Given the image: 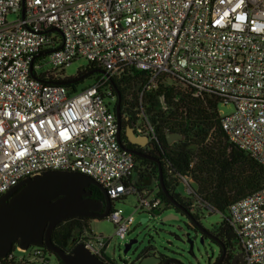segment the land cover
<instances>
[{"label": "built area", "instance_id": "2783aa9c", "mask_svg": "<svg viewBox=\"0 0 264 264\" xmlns=\"http://www.w3.org/2000/svg\"><path fill=\"white\" fill-rule=\"evenodd\" d=\"M79 60L94 69L92 84L80 91L66 87L75 82L58 84ZM131 70L143 74L139 100L163 84L232 105L219 116L227 142L264 167V0H0V197L36 174L63 170L106 191V219L120 241L133 217L115 202L133 195V213L161 212L158 179L131 152L158 144L153 125L145 116L131 124L144 147L125 130L118 141L112 80ZM164 170L183 198L199 200L191 175L165 160ZM227 217L231 252L242 264H264V186L232 202ZM76 243L114 264L110 238L84 231ZM51 256L43 246L15 244L0 264H50Z\"/></svg>", "mask_w": 264, "mask_h": 264}, {"label": "trees", "instance_id": "16d2710c", "mask_svg": "<svg viewBox=\"0 0 264 264\" xmlns=\"http://www.w3.org/2000/svg\"><path fill=\"white\" fill-rule=\"evenodd\" d=\"M90 71L94 69L88 66L85 73ZM94 75L95 73L89 76ZM74 78H67L61 82ZM82 80L66 87L75 89ZM142 82L143 74L135 70H131L129 74L119 79L112 80L114 92L120 102V115H125L126 118L121 122L123 140H126L125 128L131 127L135 120L133 109L136 107L134 102L138 98L133 91L135 88L139 91ZM144 97L146 106L143 113L153 125L158 141L152 151L145 154L154 158L156 162L135 156L136 162L141 166H151L157 179L160 167L162 181L170 197L169 200L159 189L158 195L164 203L163 210L171 207L183 213L189 221V226L200 234L203 242L207 239L218 248V256L213 264L218 262L222 253L223 256L218 264H232L235 254L230 250V239H226L230 232L227 208L232 202L264 186V167L227 142L220 128L217 97L193 98L175 88L163 86H159ZM166 133H178L182 139L168 145ZM127 146L131 148L129 143ZM164 160L168 161L177 173L192 176L197 185L199 198L195 203L206 204L212 211L221 214L222 221L215 233L212 234L203 229L196 216L189 213L191 203L189 199L175 192L177 182L166 178ZM88 190L91 199L103 201V195L96 187L90 186ZM88 221L91 219L70 218L57 224L51 235L52 242L63 250H70L73 234L77 232L80 235L87 230ZM58 264L62 263L58 261ZM168 264H173V261L170 260ZM177 264L180 263L177 262Z\"/></svg>", "mask_w": 264, "mask_h": 264}, {"label": "water", "instance_id": "95a60500", "mask_svg": "<svg viewBox=\"0 0 264 264\" xmlns=\"http://www.w3.org/2000/svg\"><path fill=\"white\" fill-rule=\"evenodd\" d=\"M90 71L73 80L59 82L60 85L70 84L84 79L93 74ZM119 99L115 106L117 136L120 142L121 115ZM125 136L127 140L137 147L146 145V138L135 137L130 127H126ZM168 145L180 141L182 136L178 133H166ZM150 146V145H149ZM152 148V146H150ZM136 157L155 161L152 157L143 152L131 151ZM158 184L160 190L170 200L164 187L160 167L158 168ZM90 186L96 187L103 195V201H95L90 198ZM111 209V201L106 191L86 175L63 170H49L36 174L19 182L16 186L6 191L0 197V259L6 257L13 245L26 250L29 246H43L62 264H104L97 257L92 255L81 243L74 244L70 250H63L56 246L51 235L55 226L70 218H89L91 220L106 219ZM177 216L167 215L162 221L176 220ZM148 219H140V223ZM188 236V234H187ZM233 237L232 232L226 236L229 240ZM131 240L124 246L123 253H127L132 243ZM186 242L192 247V241ZM203 244V239L200 238ZM149 255L142 256L143 253ZM223 256V253H222ZM219 258L218 264L222 258ZM169 259L165 263H169ZM160 255L152 249L145 248L132 262L121 261L120 264H160ZM232 264H242L241 254L233 257Z\"/></svg>", "mask_w": 264, "mask_h": 264}, {"label": "rangeland", "instance_id": "374dc122", "mask_svg": "<svg viewBox=\"0 0 264 264\" xmlns=\"http://www.w3.org/2000/svg\"><path fill=\"white\" fill-rule=\"evenodd\" d=\"M86 66L87 63L85 61H75L65 68L61 74L65 78L76 77L77 74L81 75L85 73ZM93 79L94 76L84 78L76 85V90L80 91L87 88L92 84ZM161 86L164 87L168 85L162 84ZM133 92H136L138 98V100L134 102V104H136V107L133 109L134 122L142 123L143 116H145L143 113L146 106L144 103L145 97L143 96V98L139 100L140 90L138 91L137 88H135ZM232 111L233 106L230 104L217 105V113L219 116L228 115ZM141 167H146V165L141 166L138 164V168ZM175 192L181 197L185 195L182 185L177 186ZM189 203H191L190 208H192L193 215L198 219L200 226L209 233H215L222 221L221 214L214 211L208 212L207 210L202 209L203 205L195 203L194 199H189ZM134 204L135 198L133 195H129L124 200L114 203L115 208L120 209L123 216L132 215L133 217L130 232L126 235L123 241H120L113 236L114 227L107 219L88 221V229L84 230L85 232L92 231L95 234H101L110 238V243L106 250V256L110 260H113L114 264H120L121 261L128 260L132 262L145 248L152 249L164 258L172 260L173 264H177V262L180 264L214 263L218 256V248L211 244L207 239L201 244L200 234L189 226V221L183 213L169 207L159 212L155 217H149L145 214L133 213ZM167 215L177 216V219L162 221V218ZM140 219H148V221L140 223ZM78 237V233L75 232L71 239V247L75 244ZM187 239L192 241L191 248L186 242ZM131 240H135L136 242L132 243L130 249L124 254V246ZM50 264H58V261L54 256H51Z\"/></svg>", "mask_w": 264, "mask_h": 264}, {"label": "flooded vegetation", "instance_id": "af4514ba", "mask_svg": "<svg viewBox=\"0 0 264 264\" xmlns=\"http://www.w3.org/2000/svg\"><path fill=\"white\" fill-rule=\"evenodd\" d=\"M123 136V132L121 131V134H120V137H122ZM134 151H140L139 149H137V148H132ZM152 149L153 148H149V147H147V148H144V149H142L141 151L142 152H144V153H147V152H149V151H152ZM103 200H104V198H103ZM145 255H149V253H147V252H145V253H143V255L142 256H145ZM160 258H161V262H160V264H166L165 263V260H166V258H164L162 255H160ZM132 264V263H131Z\"/></svg>", "mask_w": 264, "mask_h": 264}]
</instances>
